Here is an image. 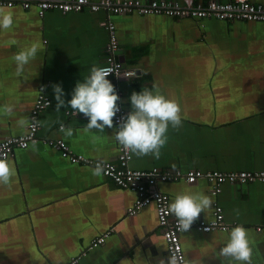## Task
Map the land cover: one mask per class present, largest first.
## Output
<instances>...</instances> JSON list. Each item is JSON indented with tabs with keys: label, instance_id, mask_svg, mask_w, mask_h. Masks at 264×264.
Wrapping results in <instances>:
<instances>
[{
	"label": "crops",
	"instance_id": "obj_1",
	"mask_svg": "<svg viewBox=\"0 0 264 264\" xmlns=\"http://www.w3.org/2000/svg\"><path fill=\"white\" fill-rule=\"evenodd\" d=\"M0 8L14 18L11 29L0 31V105H14L11 117L0 116V140L25 132L16 122L28 119L38 87L44 85L51 103L40 116L38 137L60 138L90 158L117 160L114 124L103 133L89 131L87 118L67 105L75 83L89 75L92 65L105 64L110 40L106 24L111 22L118 44L114 57L135 71L128 78L106 77L117 103L128 113L131 93L155 86L181 108L182 124L169 126L160 157L132 155V169L264 170V21L108 15L88 9H52L40 16L35 5ZM32 43L41 51L17 77L13 57ZM54 84L64 92L60 111L55 110ZM60 122L73 129L71 137L58 131ZM8 160L15 175L10 186H0V264H69L75 257L76 264H136L137 255L143 264L167 259L154 204L127 212L136 192L103 174L93 175V168L63 159L42 142L16 148ZM157 187L169 203L178 191H198L222 207L228 230L180 233L187 257L220 264L213 253L240 224L248 234L252 264H264L263 182H227L215 197L205 179L159 182ZM211 209L196 220H210ZM105 231H110L105 242L90 247Z\"/></svg>",
	"mask_w": 264,
	"mask_h": 264
},
{
	"label": "built area",
	"instance_id": "obj_2",
	"mask_svg": "<svg viewBox=\"0 0 264 264\" xmlns=\"http://www.w3.org/2000/svg\"><path fill=\"white\" fill-rule=\"evenodd\" d=\"M19 4L22 8L27 9L35 5L39 15L42 16L47 10H60L66 12H80L84 9L90 11H103L108 15L137 13L141 15H162L171 18H196L203 20L214 18L217 20L229 21H264V4L251 3L248 0H209L205 4L197 3L194 0H0V7H12ZM110 33V40L107 45L109 55L106 56L105 68L113 69L114 72L109 76L128 78L135 74L132 69L126 68L121 61L115 59L114 54L118 46L114 33V25L111 22L106 24ZM51 101L45 94L44 85L38 87L34 105L29 112V127L23 134L9 136L0 140V153H6L7 157L13 155L16 148H27L30 144L42 142L47 146L56 149L63 159L73 164H81L95 167L97 159L84 156L74 152L69 145L60 138H39L37 132L40 128L42 112L47 108ZM119 111L113 118V124L116 127L120 118L127 114L121 103H117ZM117 142V141H116ZM26 145V146H25ZM116 161H108L104 176L110 178L117 186L136 192V199L130 207L128 213H132L145 205L153 203L155 206L157 225L161 230L162 236L168 250H179L182 254L183 248L180 241V233L176 230L175 218L168 214L169 196L159 190V182L184 181L187 184L196 183L199 179H205L210 184V194L215 197L221 192V186L224 183L248 184L252 182L264 183V170H237V171H220L199 169H161L152 167L146 170L132 169L129 165L132 154L125 150L117 142ZM210 220L198 219L192 224L191 229H197L201 232H210L214 230L226 231L229 225L224 221V214L221 205L212 200ZM205 229H209L205 231ZM260 229V228H258ZM110 235V231H105L90 242V247H96L105 242ZM78 257L73 258L69 264H76Z\"/></svg>",
	"mask_w": 264,
	"mask_h": 264
},
{
	"label": "clouds",
	"instance_id": "obj_3",
	"mask_svg": "<svg viewBox=\"0 0 264 264\" xmlns=\"http://www.w3.org/2000/svg\"><path fill=\"white\" fill-rule=\"evenodd\" d=\"M13 24V13L0 8V31L11 29ZM38 51H41L40 45L32 43L14 55L17 77L24 74L25 66L36 58ZM113 72V69L92 65L89 75L75 83L71 99L67 101L74 114L81 113L87 118L85 126L89 131L95 129V132L103 133L105 127L113 129V118L119 111V97L114 85L106 78ZM52 87L56 100L55 110L60 111L65 106L64 92L59 84ZM129 99L131 110L120 118L114 128V139L132 155H151L158 159L161 148L167 142L169 126L178 129L182 124L181 108L175 99L166 97L155 86L152 89L142 88L139 92L133 91ZM45 107H48V102ZM13 113L14 105H0V116L11 117ZM16 123L22 129L30 126L27 118H20ZM58 131L67 137L73 135V129L62 122L59 123ZM95 139L93 137V142ZM106 165V160L98 157L92 174L101 176L106 171ZM14 175L13 164L6 153H0V186H10ZM212 203V199L202 192L178 191L173 194L167 212L175 217L176 230L185 233L190 230L200 213H205ZM220 245L219 250L213 253L220 258V264H252V249L247 231L242 225L232 227ZM168 251L170 255L167 259L159 258L157 264H203L201 258H189L179 250ZM136 264H143L139 255L136 256Z\"/></svg>",
	"mask_w": 264,
	"mask_h": 264
}]
</instances>
